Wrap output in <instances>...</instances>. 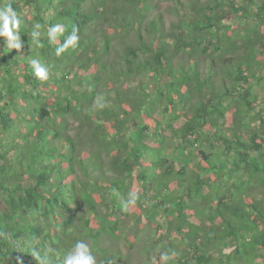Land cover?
I'll list each match as a JSON object with an SVG mask.
<instances>
[{"label": "trees", "instance_id": "1", "mask_svg": "<svg viewBox=\"0 0 264 264\" xmlns=\"http://www.w3.org/2000/svg\"><path fill=\"white\" fill-rule=\"evenodd\" d=\"M162 6L0 0L23 42L0 37V264L77 241L96 264H264V0L176 2L166 27Z\"/></svg>", "mask_w": 264, "mask_h": 264}, {"label": "clouds", "instance_id": "2", "mask_svg": "<svg viewBox=\"0 0 264 264\" xmlns=\"http://www.w3.org/2000/svg\"><path fill=\"white\" fill-rule=\"evenodd\" d=\"M20 21L17 19L15 13L12 12L9 7L5 12H0V37H7L10 48L12 49H21L23 42L18 32ZM38 29L39 24L35 25ZM60 30V26L52 27L49 32V38L53 39L56 36V33ZM38 32H34L33 36H38ZM79 37L76 35L75 31L67 38L66 43L63 47H58L56 49V55H61L68 46H75ZM34 75L40 80H47L49 77V67L41 63L39 60L33 59L31 61ZM103 107V105H99ZM137 196L134 193H130V199L124 203L125 210L127 209L128 204H135ZM173 252L169 255L168 252L161 253V259L163 261H168L171 259V256H174ZM44 264H47L45 261ZM63 264H96V259L92 255L89 245L84 241H77L73 248L68 252L63 260Z\"/></svg>", "mask_w": 264, "mask_h": 264}, {"label": "rangeland", "instance_id": "3", "mask_svg": "<svg viewBox=\"0 0 264 264\" xmlns=\"http://www.w3.org/2000/svg\"><path fill=\"white\" fill-rule=\"evenodd\" d=\"M161 2H162V4H163V6H162V8L165 10V18H166V20H165V27L166 26H168V22H176V21H178L179 19L181 20V18H180V16H179V18H178V16H176V15H174L173 13L172 14H170L169 12H168V9H167V5H168V7L170 8L171 7V5H173V4H176V2H187V4L189 5V3H190V1L191 0H160ZM235 2H236V4H240V3H246V0H235ZM189 14H185V16L183 17V19L185 20V21H187V20H189L188 18H187V16H188ZM179 20V21H180ZM186 27H189L188 26V24L187 25H185ZM255 92H257L259 95H264V81L262 82V86H261V84L260 85H258V86H256L255 87ZM182 94L183 95H185V94H187V92H186V90L183 88L182 89ZM182 108H183V106H182ZM149 166V165H148ZM149 168V167H148ZM193 206V205H192ZM201 206V205H200ZM190 208H192L191 206H190ZM144 225L143 224H141V226H140V231L138 232V236H137V240H136V243L137 244H140L141 245V247L143 246V249H145V250H147V247H146V245L148 244V238L153 234V235H155V242H156V247H154V248H150L148 251H149V253H150V255H153V254H155L156 252H157V250L159 249V247L160 246H162V244H164V242H165V240H167V235L166 236H164V237H162V235H160L161 233H159L158 232V234L156 233V234H154V232H155V223H153V222H151V223H149V225L148 226H145V227H143ZM210 226V225H209ZM154 227V228H153ZM170 238V240L172 241V243H174L175 245H177V244H179V238L178 237H176V235H174V236H170L169 237ZM122 251L123 252H126L127 251V249L128 248H126L125 246H123L122 248ZM171 250H172V252H171ZM168 251V250H167ZM166 251V252H167ZM144 252V251H143ZM174 252V247L173 248H170L169 249V251H168V253H173ZM171 254H169V255H171ZM171 257H173V258H171V259H174L175 260V256H171ZM138 259V258H137ZM170 259V260H171Z\"/></svg>", "mask_w": 264, "mask_h": 264}]
</instances>
